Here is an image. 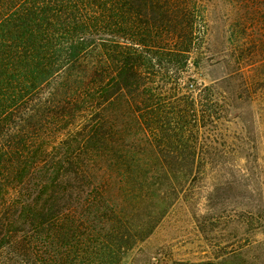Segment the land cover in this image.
I'll use <instances>...</instances> for the list:
<instances>
[{
    "label": "trees",
    "instance_id": "16d2710c",
    "mask_svg": "<svg viewBox=\"0 0 264 264\" xmlns=\"http://www.w3.org/2000/svg\"><path fill=\"white\" fill-rule=\"evenodd\" d=\"M205 3L0 0V264H127L204 172Z\"/></svg>",
    "mask_w": 264,
    "mask_h": 264
},
{
    "label": "rangeland",
    "instance_id": "374dc122",
    "mask_svg": "<svg viewBox=\"0 0 264 264\" xmlns=\"http://www.w3.org/2000/svg\"><path fill=\"white\" fill-rule=\"evenodd\" d=\"M205 4L207 43L192 75L206 85L233 76L221 91L236 99L202 138L207 168L188 178L179 201L127 264L209 258L264 264V0Z\"/></svg>",
    "mask_w": 264,
    "mask_h": 264
}]
</instances>
